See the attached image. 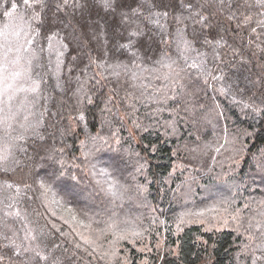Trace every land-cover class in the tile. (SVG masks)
Returning <instances> with one entry per match:
<instances>
[{
  "label": "trees",
  "instance_id": "obj_1",
  "mask_svg": "<svg viewBox=\"0 0 264 264\" xmlns=\"http://www.w3.org/2000/svg\"><path fill=\"white\" fill-rule=\"evenodd\" d=\"M15 18L0 264H264V0H0Z\"/></svg>",
  "mask_w": 264,
  "mask_h": 264
},
{
  "label": "rangeland",
  "instance_id": "obj_2",
  "mask_svg": "<svg viewBox=\"0 0 264 264\" xmlns=\"http://www.w3.org/2000/svg\"><path fill=\"white\" fill-rule=\"evenodd\" d=\"M15 23H16V18L14 19V21L10 20L8 23L0 26V33L2 35V38H4L5 40L6 46H7L6 39L9 40V44H10L7 50L9 53L0 56V124L3 123L4 121L3 109L6 110L9 109V107L11 109L13 108L11 107L12 106L10 103L11 100H8V98L11 97L13 93L15 95H18V97H21L20 95L23 94L20 93L21 90L26 88V85L27 88L29 87L28 86L29 77L27 78L25 76L30 74V65L27 64V62L36 57L33 53V48H32L33 45H31L32 34L29 32L30 28H28L29 29L28 33H24L23 31L20 32L22 24L18 25V23L17 24ZM23 53L25 54L24 58L22 57ZM18 62L22 64L21 65L22 70L20 69V65ZM25 66L27 70H25ZM30 89L31 88L29 87V91H31ZM4 99H6V101H3ZM19 103H21V101H19ZM211 216H214L215 218L214 221L217 222L219 220V215L215 213H211ZM260 226L261 225H259L258 227L259 231L263 232L264 234V229L261 228ZM252 234L253 233H251V235ZM256 235H253L252 241L255 238H257ZM249 249L254 250L255 246L251 245L250 247H248L247 245H244L242 248L243 251H247Z\"/></svg>",
  "mask_w": 264,
  "mask_h": 264
},
{
  "label": "snow or ice",
  "instance_id": "obj_3",
  "mask_svg": "<svg viewBox=\"0 0 264 264\" xmlns=\"http://www.w3.org/2000/svg\"><path fill=\"white\" fill-rule=\"evenodd\" d=\"M26 4L29 3V0H24ZM114 0H103L104 6L107 8H111L113 6ZM33 3H42V0H33ZM16 7V5H13ZM163 15H167V13H163ZM132 35H139V33H132ZM129 45H122V47H128ZM10 127V126H9Z\"/></svg>",
  "mask_w": 264,
  "mask_h": 264
}]
</instances>
